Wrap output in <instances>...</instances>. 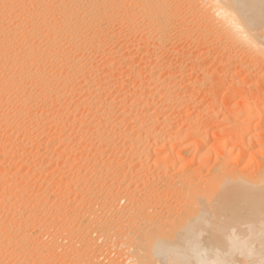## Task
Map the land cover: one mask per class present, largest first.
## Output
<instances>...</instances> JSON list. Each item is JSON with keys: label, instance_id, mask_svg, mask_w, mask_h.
Listing matches in <instances>:
<instances>
[{"label": "bare ground", "instance_id": "6f19581e", "mask_svg": "<svg viewBox=\"0 0 264 264\" xmlns=\"http://www.w3.org/2000/svg\"><path fill=\"white\" fill-rule=\"evenodd\" d=\"M179 46L183 51L176 55L174 49ZM134 48L138 49L135 51L137 52L135 57L132 56L133 52L131 53ZM172 51H174L173 54H171ZM168 54H175L176 57L170 56L171 61H169ZM210 57L221 66V73L203 70L202 60L204 63V60H209ZM196 70L201 72V78L186 84L184 81L186 75ZM119 75L126 80L117 81V78H122ZM222 76L229 77L228 80L232 76L242 77L241 81L231 78L232 85L229 86L230 88L226 86L231 94L243 93V100L239 101L241 111L224 116L221 114L224 107L222 104H216V111L207 113L205 123L214 130L213 126H219L218 118L222 115L221 122L227 124L225 127H228L227 131L231 133L229 136L226 135L228 140L222 141L223 129L217 128L211 135L209 126L195 120L190 123L188 119L190 116L187 115L182 116L186 117L185 121L189 120V126L186 125L185 129L181 128L177 131L175 129L177 124L174 123L177 122V118L174 117L176 120L172 119V121L166 118L169 110L173 106L178 108L183 107L184 104H192L193 100L188 94L198 87L206 86L207 89L209 88L208 94L210 93L211 97L212 94L215 96L217 88H215L214 80H219L218 78ZM140 78L142 81L139 86L136 88L130 86L132 82ZM247 97L249 99L245 101ZM260 101L264 103V0H0V264H69L70 261L72 262L71 252L77 250L75 247L77 243H81L80 239H77L79 242L76 243V238L81 234L84 235L83 232H86L90 238L93 231L90 228L91 224L83 228L84 215L82 214H75L72 218L67 217V220H61L64 223H60L59 215H65V213L59 214L58 211L75 206L72 203L75 200L71 201L70 196L66 195L70 194L69 192L77 196L76 200L79 202L75 203L77 205L80 203L84 207L83 211L90 215L89 217L93 215L102 221L99 223L100 226L98 225L101 237L98 236L100 240L96 239L98 243L93 244L95 248H104L103 245L109 248L112 245L113 249L127 259V264H142L139 252L143 249L144 242H147L146 245L151 248L153 255L157 258L165 257V262H172L171 264H260L263 257L254 258V255H264V105L259 106ZM55 113H59V116L62 114L63 117L56 118ZM138 114L141 117H136ZM217 120L219 122H216ZM70 123L75 126H70ZM61 125L62 127L69 125L74 129L78 127L77 132L75 131L76 135L71 137L69 133L67 134L68 131L61 130ZM124 125L125 128L139 130V134L134 131L136 133L134 135L133 129H128L132 135L127 131L128 136L125 132L126 137L122 133V137H119L118 132L125 129L120 130ZM45 127L49 130L59 127L60 134L57 132L58 136L56 134V137H53L50 135L51 131L44 132ZM53 133H56L55 130ZM150 137L153 138L151 145H154V148L151 146V149L144 148L147 147ZM116 138L128 148L125 153L121 146L122 155L126 154L123 155L125 158L121 155L123 159L126 160L128 157L134 161L136 156L140 155L146 158L149 156L148 159L154 157L152 161H155L157 165L153 166L156 172L158 169L162 172H167L169 169H167V163H164L167 162L165 153L162 155V151L166 149L164 146L170 142L169 146H172L173 142L175 146L180 147L188 140L191 141V143L188 141V146L192 148L194 146L195 150L197 148L204 150L202 156L210 158L209 160L213 158L215 162L221 157L229 156L230 158L231 156L222 148H225L228 142H236L240 154L237 157L240 161L246 159V163L242 169L238 167L235 169L236 167H228L227 161L228 165H224V168L228 167L233 171L224 170L222 166L223 170H217L215 176L212 177L213 173H209L211 175L209 180L206 176L205 181L204 178L201 179V176V178L196 176L205 183L201 189L199 188L201 186L198 187L197 184L199 190H195L194 185L189 186L190 178L194 177L190 171L194 169L191 170L188 166L189 170H184L185 158L173 156L174 159L176 158V161L172 158L177 165L176 168L182 170H179L181 174L178 173L180 175L176 176V179L185 176L180 180L172 179L170 176L172 181L179 182L178 187L173 188L177 192L179 189H189L187 193L191 194L195 203L204 201L205 206L210 203L213 208L212 205L208 208L200 205L201 203L196 206L193 203L187 208L185 214L177 215L179 212H175L181 208V205L177 208L175 206L177 202L171 201L177 199L175 197L177 193L174 191L175 198L172 197L175 193L166 196L165 189L162 190L164 184L163 187L159 186L163 193L165 192L160 197L166 196V199L172 197L169 199L174 205L169 203V200L167 205L176 207L174 213L179 219L173 224H168L170 222L166 223L168 220L166 215H163L165 216L163 223L159 213H152L151 207V212L147 211L149 209L147 205L152 203L148 201H151L150 199H153L159 190V187H155L158 184H154V181L157 183L162 181L161 178H157L161 173L158 176L156 173H154L155 176L150 174L149 176H153L150 177L152 179L146 177L144 181L149 180L146 181L145 186L139 185L143 183L141 182L143 180L137 181L138 184L134 183L142 186L143 190L140 194H136V190L140 187H135L136 193L130 194L126 191L128 187L124 188L123 185L126 179L134 180L133 178L136 179V177L138 179L137 165L135 166L138 168L135 170L138 173L131 170L125 175L123 170L126 167L124 169L122 167V180L119 177L121 173L117 176L116 173H114L116 175L112 172L102 174L104 171L102 173L99 171L102 168L99 164H105L100 162L103 158L98 161L96 154L93 158L94 154H91L89 149L93 147V152L96 148L98 157L105 154L110 156L109 154L120 150L118 149L120 146L117 148L118 151L113 148L115 146L113 142L118 144V141L114 140ZM111 141H113V147L110 145ZM160 142L161 144L163 142L162 146L159 145ZM55 144H64L66 148L64 150L61 148V151L62 145H59L58 155L56 148L54 149ZM67 144L72 145L67 148ZM184 146L187 147L186 144ZM235 147L237 146L234 145ZM43 149L47 154L43 153ZM219 149L222 151L219 152ZM52 152L58 155L56 159L58 164L55 163V165L60 169L48 174L50 171L48 166L51 162L47 159H50ZM72 155H80L77 159L83 158L82 162L91 163L94 171L90 166L91 169L88 168V173H85L87 167L85 166V169L84 164L79 163L81 166H74L79 161L70 162L73 161V159L70 160ZM118 157L120 159V155ZM119 159H117L118 163ZM169 159L171 158L167 160ZM128 160L124 163H130L131 160ZM222 160L226 161L223 158ZM152 161L150 160L149 163ZM224 161H220L221 165L225 164ZM174 162L170 167L173 168ZM70 166L73 167L69 169ZM252 167L256 168L254 169L256 173L246 174L248 168ZM72 168L75 169L71 173L72 178L75 179L73 181L89 184L94 177L97 180H104V183L105 180H109L110 183L107 186L111 185L110 187L115 189L114 195L111 192L113 200L110 199L112 196H108L109 199L104 197L108 201H104L102 207H99L102 201L96 198L100 202L98 207L102 210L101 216L95 209L97 204L95 197L99 192L104 191L105 184L100 183V180L97 182L102 184L103 187H98L101 190L91 183L92 187H88L89 189L85 186L87 183L79 184L88 190L86 191L83 187L85 190L80 191L83 188L79 190L76 188L74 190L78 191V195L75 192L72 194L73 182L66 185L62 180L72 179L69 178V170ZM29 169H32V174H25ZM113 169L118 172L115 167ZM211 169H209L210 172ZM128 170H130L129 166ZM249 170L253 171V168ZM37 172L46 176L44 180L45 182L48 180V186L42 188V185H39L41 183L38 184L39 181L35 179ZM89 172L93 173L91 181L87 179L90 177ZM146 172H143L141 176L143 177L144 173L147 175ZM56 176L60 179L56 180ZM165 176L169 177L168 174ZM174 176L175 174L172 177ZM130 179L127 184L132 182ZM164 183H166L164 188L168 186L169 189L170 184L167 185L166 181ZM106 188L105 191L108 193L107 189L110 188ZM173 188L169 190L173 191ZM51 189L60 190L57 194L62 192L63 195L58 194L59 196L66 195L70 199L65 196L66 199L60 198L64 200L59 199V201V197H55L56 200L51 201L49 197ZM191 189L194 190L190 191ZM161 190L158 192L160 193ZM181 190L178 194L182 193ZM50 195L52 196V193ZM75 196L72 198L75 199ZM100 196L103 197L102 193ZM187 198L182 200L178 197L183 201L182 204L188 200ZM166 199L162 200L166 201ZM119 202L120 205L121 202L126 204L122 205L121 211L114 209L115 216H110L108 213L117 207L115 203L119 205ZM155 202L152 203L153 208H156ZM165 205L166 203L163 202L162 206ZM200 206L203 209H200ZM37 231L39 233L35 234ZM47 235L51 240L48 238L45 241V237L42 238V236L48 237ZM60 237L65 240L63 244H60L58 240ZM168 238L179 239L180 242L172 243ZM90 245L93 250L94 247ZM149 248L142 253L148 254L146 252ZM87 249L84 248V250ZM116 251L115 255H118ZM144 253L141 255H145ZM94 256L85 259L84 255L83 257L78 255L81 261L79 263L100 264L97 260L99 258L95 259L97 254ZM114 257L110 263H114V259L119 258ZM159 259L160 261H156L157 264L158 261L161 263V258ZM170 259L174 261L170 262Z\"/></svg>", "mask_w": 264, "mask_h": 264}, {"label": "rangeland", "instance_id": "374dc122", "mask_svg": "<svg viewBox=\"0 0 264 264\" xmlns=\"http://www.w3.org/2000/svg\"><path fill=\"white\" fill-rule=\"evenodd\" d=\"M179 47H180V49H179ZM179 47H176V48L174 49L175 52L172 51L171 54H173V52H174L176 55L180 54L183 50H182L181 46H179ZM177 48H178V50H176ZM139 49H140V48H139ZM132 50H133V51H131V53L133 52L132 56L135 57V54L137 53V52L135 53V51H138V49L136 50V49L134 48V49H132ZM177 53H178V54H177ZM171 54H168V55H167V56L170 58V60L168 59L169 61H171V57H172V56H173V58L176 57L175 54H174V55H171ZM170 56H171V57H170ZM136 57H137V56H136ZM172 60L174 61L175 59H172ZM209 60H210V61H209ZM209 60H208V59L204 60V63H203V60H202V64H203V65H202V66H203L202 68H203V70H204V71H208V70L211 71V70H212V72H215V71H216V72L219 73L220 70H221V68H220L221 66L218 65L216 62H214L213 58L210 57ZM212 60H213V63H212ZM205 61H207V62L205 63ZM209 63H211V64H209ZM173 64H174V63H173ZM215 64H216V66H215ZM217 65H218L219 69L217 68ZM207 66H208V67H207ZM174 67H176V66L174 65ZM205 67H206V68H205ZM207 68H208V69H207ZM209 68H210V69H209ZM198 69H199V68H198ZM216 69H217V70H216ZM160 73H161V72H160ZM200 73H201L200 71L196 70L195 72L193 71L192 74H191V73H188V75L185 74L187 77L184 79V81L186 82V84H188V83H193V82H195V81L197 80V78H201ZM220 73H221V72H220ZM119 77L121 78L122 76L119 75ZM184 77H185V76H184ZM231 78H233L234 80H236V78H237V80L239 79L240 81H241V79H242V77L239 78V77H236V76H232ZM231 78H230V80H233V79H231ZM118 79H119V78H117V81H123V79H125V78L122 77L121 79H119V80H118ZM218 79H219V80H217V79L214 80V81H216V82H215V84H216V85H215V86H216L215 88H217V93L214 94L215 96H213V94H212V97H211L210 93L208 94V92H209V91H208L209 88L207 89L206 86L203 87V88L198 87V88H195L194 91H191V92H192L191 94H190V92H189V94H188V95L190 96L191 100H193L192 104H189V105H188V104H187V105L184 104L183 107H178V106H177L179 109H180V108H183L182 110H181V109L179 110V109L176 108L175 106H173L174 108L172 107L173 109L171 108V109L169 110L170 112H168V114H166L167 117H166V116H165V117L168 118V119H171V121H172V119H173V120H176V119H174V117L177 118V122H176V121H175V122L173 121L175 124H177V125L175 126V127H176L175 129H176L177 131H178L179 129H181V128L185 129L187 126H189V124H190L193 120H195L196 122L202 123V124H204L205 122H207V118H206V117L208 116V114H211V113H213L214 111H216V110H215V106H216V104H222V106L224 107V111H223V113H221V114L224 115V116H226L227 114L239 113V111H241V105H240L241 103H240V102H242V100H243V97H244V95L242 96L243 93L238 92V93H232V94H231V93H229V92L227 91V89H228L227 87H229L230 85H232V84H231L232 81L230 82V80H228L229 77H223V76H222L221 78H218ZM125 80H126V79H125ZM125 80H124V81H125ZM138 81H139V82H138ZM140 81H142L141 78H140V80H137V81L132 82L130 86L136 88L137 86L140 85ZM221 81H222V82H221ZM223 81H224V82H223ZM227 81H228V82H227ZM136 82H137V83H136ZM220 82H221V83H220ZM135 84H136V85H135ZM220 86H221V89H220ZM224 86H225V87H224ZM226 86H227V87H226ZM218 87H219V88H218ZM222 87H223V88H222ZM204 88H206L207 91H206V89H204ZM226 88H227V89H226ZM229 88H230V87H229ZM204 90H205V91H204ZM219 90H220L221 92H220ZM203 92H204V93H203ZM224 92L227 93V94H225ZM218 93H219V94H218ZM220 93H221V94H220ZM217 94H218V95H217ZM235 94H236V96H235ZM206 95H207V96H206ZM239 95H240V96H239ZM189 96H188V98H189ZM241 97H242V98H241ZM215 99H217V100H215ZM223 99H224V100H223ZM241 99H242V100H241ZM248 99H249V97H247V99L245 98V101H248ZM218 101H219V102H218ZM239 101H240V102H239ZM214 102H215V103H214ZM238 102H239V103H238ZM213 103H214L215 105H214ZM258 103H259V102H258ZM262 103H263V102L260 101V103H259L260 105H259V104H258V105H259V106L264 105V103H263V104H262ZM229 104H230V105H229ZM237 104H239V105H237ZM185 105H186V106H185ZM236 105H237V106H236ZM187 106H188V107H187ZM225 107H226V109H225ZM175 108H176V109H175ZM174 109H175V110H174ZM177 109H178V110H177ZM176 110H177V111H176ZM185 110H186V111H185ZM154 111H155V110L153 109V112H154ZM179 111H180V112H179ZM205 111H206V112H205ZM189 112H190V113H189ZM209 112H211V113H209ZM229 112H230V113H229ZM172 113H173V114H172ZM183 113H184V114H183ZM207 113H208V114H207ZM55 115H56V116H55L56 118H61V117H63V116H61L62 114L59 116V113H58V114L55 113ZM136 115H137V114H136ZM136 115H135V116H136ZM169 115H170V116H169ZM176 115H178V117H177ZM182 115H187L188 117L190 116V117L188 118V119L190 120V123H189V120H188V122H187V120L185 121V118H186V117L183 118L184 116H182ZM222 115H220V116H221V117H219L220 119L218 118V120H219L220 122H219L218 120L216 121V122H219V126L217 125V126H218V127H217V126L215 125V127L213 126V129H214V130L217 129V128H218V130L223 129V130H224V131H223L224 136H223V138H222V141H226V140H228V136H229V134H231V133H230L229 131H227V129L229 130V128H228V127H225L227 124H225L224 122H221V121H223V116H222ZM57 116H58V117H57ZM139 116H140V115L138 114V116H136V117H139ZM205 116H206V117H205ZM140 117H141V116H140ZM171 117H173V118H171ZM179 117H180V118H179ZM191 117H192V118H191ZM195 117H196V119H195ZM166 118H162V119L165 120ZM200 118H201L202 120H201ZM221 118H222V119H221ZM160 119H161V118H160ZM162 119H161V120H162ZM180 120H181V121H180ZM179 121H180V122H179ZM184 122H185V123H184ZM214 122H215V121H214ZM182 123H183V124H182ZM205 124H206V123H205ZM69 125L72 126V127L75 126V125L72 124V123H70ZM69 125H64V127H62V125H61L62 128H61L60 126H59V127L61 128V130H64V131H66V132L68 131L67 134L69 133V135H71V137H72L73 135L75 136V135H76V132H77L76 129H77L78 127H75V129H74V128H72V127H69ZM180 125H181V126H180ZM186 125H187V126H186ZM179 126H180V127H179ZM206 126H209V127H210L209 124H208V125L206 124ZM59 127H58V128H53L52 130H49V128H46V127H45L43 130H44V132H45V131H46V132H47V131H51V132H50V135L54 137V136L57 134L58 131H61V130H59V129H60ZM68 127H69V128H68ZM178 127H179V128H178ZM220 127H221V128H220ZM67 128H68V129H67ZM124 128H125V125H124V127L122 126V129H120V130H123ZM126 128H127V127H126ZM126 128L123 130L124 132L119 130V131H120V132H118V133L120 134V135H118L119 137H120V136L122 137V134L124 135L125 132L127 133V136H128L129 133H131V132H130L131 129H133V130H132V133H135V132H136L137 134H139V133H138L139 130L136 129V131H135V128H127V129H126ZM128 129H130V130L128 131ZM54 130H55L56 133H53ZM214 130H212L211 127H210V134H211V135H212V132H214ZM75 131H76V132H75ZM127 131H128L129 133H128ZM134 131H135V132H134ZM139 132H140V131H139ZM58 133L60 134V132H58ZM71 133H72V134H71ZM121 133H122V134H121ZM132 133H131L130 135H132ZM136 133H135L134 135H136ZM227 134H228V136H226ZM56 136H58V134H57ZM56 136H55V137H56ZM124 136L126 137V135H124ZM225 136H226V137H225ZM119 137H118V138H119ZM118 138H116V139H114V140H115V141H116V140L118 141ZM150 138H151V137H150ZM150 138H149V141H147V144H146L147 147L145 146L144 148L149 149L150 146H151V148L154 146V145H151V144L153 143V138H151L152 140H151ZM224 138H225V139H224ZM226 138H227V139H226ZM193 139H197V138H193ZM114 140H113V141H114ZM190 140H192V139H190ZM113 141H111V143H110L111 146H112V142H113ZM188 141H189V140H188ZM188 141H187V143H185V144L187 145L188 148H187L186 146H184L185 144H182L183 146L180 145V147H179V145L175 146L176 144L174 145V143L172 142L173 145H172V144H171V145L174 146V147H173L174 150L172 149V146H169V144H170L171 142L168 143V145H167V144H166V145L164 144V145L167 146V147L164 146V149H165V148H166V149L162 151V155L165 153L167 159H168V158H171V159H169V161L166 159L167 162H164L165 164L167 163V165L169 166V167L167 166V169L169 168L168 171H167L168 173H167V172H164V171L162 172V170H160V169H158V171H157L158 173L155 171V167H153V166H154V165L157 166V165H156V163H154L155 161H154V162L152 161L153 159H155L154 157L151 158V159H148L149 156H147V158H146V156H143V155L141 156V155H140V156H136V158L134 159V161L131 160V159H129L128 157H126V160L123 159V157H124L126 154H123V155H124V156H123L122 153H123V152L126 153V151H128V148L125 147V146H123V143H121V141H118V144H117L116 142H113V146H114V144H115V146H114V147L112 146L114 149H116L115 151H118L117 148L120 146V148H118V149H120V150H119L118 152H116L117 154L120 155V159H119V157H118L119 155H117L116 153H114V154L111 153V154H109L110 156H108V154H107V155L105 154L107 157H106L105 155L103 156V155H101V154L99 153L101 156L98 157L99 155H98L97 150H95V149H96L95 147H94L95 149H94L93 152H92L93 147H92V149H91L90 147H89L90 149H89V148H88V149H89V151H90L91 154H94V155L92 156L93 158H94L95 154L97 155L96 158H97V159L99 158L98 161H100V159L103 158L100 162H104L105 164H102V165H100L101 163L99 164V167L101 166L102 168H101V167H100V168H101L102 170H101V169L99 170V168H98V170H99L101 173L104 171V173H102V174H109V172H110V173L112 172V174L116 173L117 176H119L118 174L121 173L119 177H120L121 180H122L123 175H125L126 173H128V172L131 171V170H132L131 172H133V171L135 170V168L137 169V168L139 167V168L137 169V170L139 171V174H138V179H139V177L141 176V174H142L143 172H146V171H148V172L151 171V172H152V171H153L152 173H151V172H149V173L146 172L148 176L144 173V176H143V177L141 176L139 180L137 179V177H136L137 180H136L135 178H133L135 181L129 178L132 182L134 181L133 183L129 181L130 183L127 184L129 179H126V181L124 182L126 185L124 184L123 186H124V188H127V187H128V188H127L128 190H126V189H124V190L128 191L130 194H134V193H136V192H137L136 194H140V193L142 192V190H143V188H141V187L146 185V183H147L146 181H147V180L152 179V178H150V177H153V176H149L150 174H151V175L153 174V175L155 176L154 173H156L157 176L159 175V173H161V174L159 175V177H157V178H161L162 181H163V182L161 181V182H162V185H161V184H160L161 182H158V183H157L156 181L153 180V181H154V184H155V183L158 184V185H155V187H156V186H157V188H158L159 186L163 187L164 184L166 185V183H164V181L167 182V185L170 184V185H169V186H170L169 189H171V190H172V188H173L174 186H175V188L178 187V185H179L178 183H179V182H174V180L172 181V179H176V176H178V175L181 174V172L179 171V170H181V169L178 170V168H176L177 165H175V162H174V161H176V158L174 159L173 156H177V158H178V157H183V159L185 158L183 162H186L187 164L185 163L186 167H185L184 170H189V169L192 170V169H194L193 171H190V172L192 173L191 175H194V177L192 176V178H190V180L192 179V181L189 180V186H190V184H191V185H194V186L197 188V189L195 188V190H199V188L201 189V188L204 187V183H205V182H202L201 180L198 179L200 176L202 177V178L200 177L201 179H203V178L206 176V178H208V180H209V179L211 178V175H210V174L213 173V174H212V177L215 176V172L217 173V170H218V171H222L223 168H224L225 166L228 165V163H229V165H230V166L228 165V167H230V168H231V166H232L233 168L236 167L235 169H238V168H241V169H242L243 166H244V163H246V159H244V161H243V160L240 161L239 157H237V155H240V154H239V151H238V143H236V142H232V143H231V142H228V143H227L228 145L226 144L227 146L224 145L225 148H222V149H225V150H226V151L223 150V151H225V153L227 152V153L231 156L230 158H229V156H228V158H227V156H226L227 159H226L225 157H221V158H220L221 160L219 159L217 162H215L213 158H212L213 160H212V159L209 160L210 158H207V157H203V156H202L203 153H204V152H203L204 150H203V151H202V149H199V150H198V148L195 150V149H194V146H193V148H192L190 145L188 146V144H189ZM192 141H193V140H192ZM150 142H151V143H150ZM189 142L191 143V141H189ZM149 143H150V144H149ZM56 144H58V143H56ZM56 144H55V147H54V149L56 148V150H57V148H59V145H60V146L62 145V146L60 147V150H61V148H62V150H64V148H66V147H64V146H65L64 144H59V145H56ZM120 144H122V145H120ZM210 144H211V143H210ZM236 144H237V145H236ZM69 145H72V144H67V148L69 147ZM116 145H118V146H116ZM159 145L162 146V145H163V142H162V144H161V142H160ZM231 145H232V146H231ZM234 145L237 146V147H235V148H237V149L234 148ZM56 146H57V147H56ZM121 146H122V149H124V150H122L123 152L121 151ZM208 146H209V145H208ZM71 147H72V146H71ZM123 147H124V148H123ZM170 147H171V148H170ZM184 147H185V148H184ZM229 147H230V148H229ZM125 148H127V149H125ZM151 148H150V149H151ZM153 148H154V147H153ZM181 148H182V149H181ZM183 148H184V149H183ZM195 148H196V147H195ZM222 149H219L218 151L220 152V151H222ZM56 150H55V151H56ZM60 150H57V153H58V151L60 152ZM62 150H61V151H62ZM42 151H43L44 154H47L46 150L43 149ZM55 151H54V152H55ZM200 151H201V152H200ZM216 151H217V149H216ZM54 152L50 153V159H47L48 162H51V163H52V164L50 163V165L48 166V168H49V170H50V171L48 170V171H49L48 174H52L54 171L60 169V167H58L57 165H55V163L58 164V161H57L56 159H58V155H59V153H58V155H56V154H54ZM95 152H97V153H95ZM119 152H120V153L122 152V153L120 154ZM198 152H200L201 154L198 153ZM202 152H203V153H202ZM235 152H236V153H235ZM52 154H54V155H52ZM91 154H90V156H91ZM233 154H234V155H233ZM51 155H52V156H51ZM111 155L114 156L113 158H114L115 160H113V158H112ZM116 155H117V156H116ZM121 155H122L123 157H122ZM138 155H139V154H138ZM53 156H55V158H54ZM78 156H80V155H77V156H73V155H72V156H70V157H71L70 160L73 159V161H70V162H75V161H77V160L79 161L77 165H74V163H73V164L71 163V165H74V166H81V165H79V163H80V164H84V167H85V166L87 167V169H86V167H85L86 171L89 170V169H91V167H93V165H92L91 163H89V162H86V161H85V162H84V161L82 162V159H83V158H82V159H81V158H80V159H79V158L77 159ZM168 156H169V157H168ZM201 156H202V157H201ZM232 156H233V157H232ZM234 156H235V158H234ZM56 157H57V158H56ZM72 157H73V158H72ZM74 157H75V158H74ZM84 157H85V156H84ZM104 157H105L106 159H105ZM109 157H110V159H107V158H109ZM116 157H117V158H116ZM121 157H122V158H121ZM142 157H143V158H142ZM96 158H95V159H96ZM124 158H125V157H124ZM137 158H139V159H137ZM172 158H173L174 161H172ZM200 158H201V159H200ZM203 158H205L206 160L204 159V160L202 161ZM222 158L225 159L226 161L222 160ZM231 158H232V162H231ZM237 158H238V159H237ZM104 159H105V160H104ZM111 159H112L113 161H116L117 159H119V161H120L121 163H120V162L118 163V160H117L116 162L110 161ZM128 159H129V160H128ZM136 159L138 160V162H137ZM140 159H141V160H142V159H145V160L140 161ZM146 159H147V160H146ZM183 159H182V160H183ZM198 159H199V161H198ZM74 160H75V161H74ZM103 160H104V161H103ZM108 160H109L110 162H106V161H108ZM121 160H122V161H121ZM124 160H125V161H124ZM127 160H128V161L131 160V161H130V163L128 162V164H127V163L125 164L124 162H126ZM148 160H149V161L151 160L152 162H150V163H153V164H150ZM80 161H81V162H80ZM146 161H147V162H146ZM171 161L174 162V164H173V168L175 167L174 169H173L172 167H170V166H172V162H171ZM205 161H206V162H205ZM209 161H210V162H209ZM212 161H213V162H212ZM220 161H224L225 164L223 163V164L221 165L222 162H220ZM227 161H228V163H227ZM236 161H237V162H236ZM238 161H239V162H238ZM111 162H112L114 165L116 164L118 167H116V165L114 166ZM134 162H136V164H135ZM168 162H169L170 164H169ZM202 162H203V163H202ZM219 162H220V163H219ZM233 162H235V163H233ZM241 162H242V163H241ZM75 163H76V162H75ZM86 163H87L88 165H87ZM132 163H134V164H133L134 166L132 165ZM137 163L140 164V166L143 167V168H141ZM141 163H142V164H141ZM147 163H148V164H147ZM188 163H190V164H188ZM199 163H200V164H199ZM204 163H205V165H204ZM215 163H216V164H215ZM217 163H218V164H217ZM232 163H233V164H232ZM46 164L48 165L49 163H46ZM106 164L109 165V166L111 165L110 167L108 166L109 168H112V167L114 166V167L116 168V171H118V172L121 171V172H119V173H118V172H115V170L113 169L114 167L112 168V169H113V171H112V169H109V168L107 167ZM120 164H122L123 166L120 165ZM124 164L127 165V166H125ZM129 164H130L131 166H130ZM144 164H145V165H144ZM165 164H164V165H165ZM211 164H212V166H211ZM213 164H214V165H213ZM219 164H220V166H219ZM104 165H105L106 167H105ZM112 165H113V166H112ZM135 165H137L138 167L135 166ZM148 165H150L151 167L148 166ZM164 165H163V166H164ZM203 165H204V166H203ZM208 165H209V166H208ZM216 165H217V167H216ZM224 165H225V166H224ZM53 166H54V167H53ZM56 166H57V169H56ZM88 166H89V167H88ZM90 166H91V167H90ZM128 166H129L130 170H128ZM180 166H181V165H180ZM182 166L184 167V164H183ZM188 166H189V169H187ZM191 166H192V167H191ZM198 166H200L201 169H200V167H199V169H198ZM213 166H215V167H213ZM222 166H223V168H222ZM71 167H73V166H70L69 169H70ZM84 167H83L82 169L85 171ZM103 167H105V168H103ZM122 167H123V169L126 167V169L123 170ZM133 167H134V168H133ZM144 167L147 168V170H145ZM148 167L150 168L149 170H148ZM165 167H166V166H165ZM178 167H179V166H178ZM204 167H205V168H204ZM209 167H210V168H209ZM228 167H227V169H229ZM237 167H238V168H237ZM53 168H54V170H53ZM88 168H89V169H88ZM118 168H119L120 170H119ZM151 168H152V169L154 168V170H152ZM171 168H172V169H171ZM208 168H209V169L214 168L215 170L211 169L213 172H212V171L210 172V170H209ZM252 168H253V171H250L249 169L252 170ZM252 168H248V171H247L246 174H248V172H249L250 175H254V174L256 173V170H254V169H256V168H255V167H252ZM73 169H74V168L71 169L72 171L69 170V174H70V175H69V176H70L69 178H72V174H71V173H73L74 170H75V169H74V170H73ZM105 169H106L107 172L105 171ZM117 169H118V170H117ZM139 169H140V170H139ZM156 169H157V168H156ZM164 169H165V168H164ZM167 169H165V170H167ZM175 169H176V170H175ZM197 169H198V170H197ZM202 169H203V170H202ZM207 169H208L209 172L207 171ZM227 169L224 168V170H227ZM241 169H240V170H241ZM91 170L94 171V167H93ZM109 170H111V171H109ZM122 170L124 171V172H123V173H124L123 175H122ZM125 170H126V172H125ZM137 170H135L134 173H135V172L138 173ZM141 170H142L143 172H141ZM169 170H170V172H169ZM174 170H175V172H176L177 174L174 172ZM200 170H201V172H200ZM25 171H27V170H25ZM28 171H29V172H28ZM28 171H27L25 174H27V173H28V174H29V173L32 174V169H29ZM86 171H85V173H88V171H87V172H86ZM93 171H91V172H93ZM154 171H155V172H154ZM178 171H179V172H178ZM181 171H182V170H181ZM198 171H199V172H198ZM228 171H233V170H230V169H229ZM51 172H52V173H51ZM56 172H57V171H56ZM56 172H55V173H56ZM91 172H89V176H90V177H89V178L87 177V179H90V181L92 180V177H93L92 174L94 173V172H93V173L91 174ZM252 172H253V174H251ZM83 173H84V172H83ZM162 173H163L164 175H163ZM165 173L168 174L169 177L165 176V175H166ZM178 173H180V174H178ZM201 173H202V174H201ZM209 173H210V174H209ZM112 174H111V175H112ZM116 174H114V175H116ZM169 174H171V175H169ZM174 174H175V176L172 177ZM185 174H186V173H185ZM139 175H140V176H139ZM145 175H146V176H145ZM44 176H45V175H40L38 172L35 173V179L37 178V180L39 181V182L37 181L38 184L41 183V184H39V185H42V186H41L42 188L45 187L46 185L48 186V180L46 179L47 181L45 182L44 179L46 178V176H45V177H44ZM87 176H88V174H87ZM91 176H92V177H91ZM121 176H122V177H121ZM162 176H164L165 180H164V178H163ZM170 176H171L172 179H170ZM196 176H197L198 178H197ZM67 177H68V176H67ZM146 177L149 178V179H146V181H144ZM166 177H167V178H166ZM178 177H179V176H178ZM178 177H177V178H178ZM184 177H185V176H184ZM184 177L181 176L180 178L183 179ZM195 177H196V178H195ZM142 178H143V179H142ZM180 178H178V179H176V180H180ZM194 178H195V180H194ZM206 178H204V181H205ZM59 179H60L59 176H56V180H59ZM66 179H67V178L62 179L63 182H65L66 185L69 184V183H71V182H73V183H72V184H73L72 186H74V188L72 189V191H73L74 189H76V188L79 190L80 188H83V187H84V188L86 189V191H87L90 187H92V186L90 185V183H91L92 185H94V187L97 188V189H100L101 187H103L102 184H105V186H107V184L110 183L109 180H105L106 182L104 183V182H103L104 180H103V181H102V179H98V180H97V179H95L94 177H93V180H94V179L96 180V181L94 180V181L96 182V184H95V183L93 182V180H92L89 184H88L87 182H85V184L87 183L88 185H87V184L85 185L84 183H78V182H76L77 180H76V181H73L74 178H72V179H70V180L67 179V181H68V183H67V182H66ZM155 179H156V178H155ZM166 179H167L168 181H167ZM197 179H198L200 182H198ZM74 180H75V179H74ZM99 180L101 181L100 183H102V182H103V183H102V184L97 183V182H99ZM141 180H143V181H141ZM176 180H175V181H176ZM196 180H197V181H196ZM208 180H206V181H208ZM137 181H138V182H139V181L143 182V183H140V184H139V185L142 184L141 187L138 186V185H136V184H138ZM169 181H170V182H169ZM193 181H194V182H193ZM171 182H173V184H172ZM190 182H191V183H190ZM196 182H198V183H196ZM201 182L203 183V185H202ZM45 183H47V184H45ZM134 183H136V184H134ZM174 183H175V184H174ZM192 183H193V184H192ZM199 183H200V184H199ZM77 184H78V185H77ZM79 184H84L87 188H88V187H89V188L87 189L85 186L82 187V185H79ZM98 184H99V185H98ZM130 184H133V185L130 186ZM144 184H145V185H144ZM177 184H178V185H177ZM195 184H196V185H195ZM197 184H198V187H199V185H200L201 187L198 188V187H197ZM70 185H71V184H70ZM89 185H90V186H89ZM95 185H97V186H95ZM147 185H148V184H147ZM165 185H164V187H165ZM176 185H177V186H176ZM78 186H79V187H78ZM99 186H100V188H98ZM105 186L103 187V188H104V191H105V188H106ZM108 186H109V187H108ZM108 186H107V188H110L112 191H111L110 189H107V188H106V189L108 190V193H107V191H105V192H104V191H103V192H99L98 194L101 195V193H102V196H103V197H101V196L98 195V194H97L96 197H95V203H97V204H95V209H97L96 211H98V212H97L98 215H100V214L102 213V210H101V208H100V210H99V207H102V203H103L104 201H108V199H109L108 196H112L110 199L113 200V195H114V193H115V189L113 190V189L110 187L111 185H108ZM125 186H126V187H125ZM94 187H93V188H94ZM131 187H132V189H131ZM133 187H134V188H133ZM135 187H137V188L140 187V188H139V190H138V189L136 190ZM161 187H159L158 189L161 190ZM164 187L162 188V190L164 191V189H165V192H166V193H165V192H164V193H165V195L167 194L166 196L173 195V194L176 192L177 195H176V193H175V194L172 196L173 198L177 197V199H178V197H179L180 199L183 200L184 198L188 197V198H187L188 200L185 199V200H187V201L184 202L185 204H184V203L182 204L183 201L180 200V199H178L179 201H177V199H173V200H171L172 202L175 200L174 203H176V202L178 203V204L176 203L177 205L175 204L176 207L179 206V205H181V206H180L181 208L179 207L180 209H179V210L177 209L176 212H175L174 210L176 209V207H175V206H172L171 204L174 205V203H172V202L170 201V199H172V197H167V199H166V196H165V197H164V196H163V197H160V195L162 196L164 193H163L162 190L160 191V193L158 192L159 190H157V192H156L157 195H156V196L158 197V199H157V197L155 196V197H154L155 199L153 198L154 201H152L153 199L151 198V199H150L151 201H148V202H152V203H153V202L156 201V202H155V207H156V208L158 207V208H157V209H156V208H153L154 204H153V206H152V203H151V204H148V205H147V209L149 208L147 211H150V209L152 208V210H151V211H153L152 213H156V214L159 213V215L161 216V219H162V222H163V223L165 222V216H163V215H166V218L168 219V220H166V223L170 222V223H168V224H173L174 221L176 222L177 220H179V219L177 218V216L175 215V213L179 212L177 215L185 214V213L187 212V210H188L187 208L191 207V205H193V203H195V199L193 200V199L191 198V194L187 193V190H189V189H185V188L182 189V190L179 189V190L182 191V193H180V194H182V195H181L182 197H180V194H178V193H179V190H178V192H177V191L175 190V188H173L174 190L171 191V190H169V189L167 188L168 186H167L166 188H164ZM179 187H180V186H179ZM187 187H188V185H187ZM187 187H186V188H187ZM84 188H83V189H80V191L85 190ZM103 188H102V190H103ZM129 188H130L131 190H129ZM166 189H167V190H166ZM53 190H54V189H51V190H50L51 192L49 193V197H50L51 201H53V202L56 200L57 197H59V198H58V200H59L60 198H65L66 195L70 196L71 199H70L69 197H67V196H66V198H69L71 201L75 200L74 202H72V203L75 205V206L73 205L74 207L72 206V207L74 208V210H73V208H68V207H67V209L65 208L64 210H60L59 207H56L57 210H58V208H59L60 211H64V212H60V211H58L59 214H61V213H65V215H67V216H65L64 214L59 215L60 223H61V224L64 223V221L61 222V220H67L68 218H72V217L75 216V214H82V216L84 215V216H83L84 222H83V224H82V225H84L83 228H86L87 226H90V224H91L90 228H92L91 230L94 232V233H93V232L91 233V236H93V237L90 236V238H88L89 236L87 235V233H86V232H85V233L83 232L84 235L81 234L82 237H81V235H80L79 237L76 238L75 242H76V243L79 242L78 240L80 239L81 243H80V244L77 243V244H78L79 246H80V245H81V246L79 247V246L75 243V244H76L75 247H77V250L74 251V252H71L72 254L70 253V254H71V258H73V259H72V262H73V263L70 261L69 264H70V263L75 264L74 262H76V263L78 264L79 262H81V261H80V258L78 257V255H80V257H83V255H84L83 258L87 259V258H91V256H92V258H93V256H94V255L96 256V254H97V256H96V257L94 256V257H95V259L99 258V259H97V260H99L100 264H103V263H104V264H107V262H108L109 264H120V263L122 264L123 262H124L123 264H127V259H126L124 256L122 257L121 254H119L115 249H113V246H112V245H110V247L112 246L111 249H110V247L107 248L108 246L106 247V246L103 245L104 248H102V247H101V248H100V247L98 248V247H97L98 250L95 248L96 246L93 245V244H96V242L98 243V241H96V239L100 240L99 237H101V234H100V231H99V228H98V227L100 226L99 223H101L102 221H101L99 218H97L96 216L93 217V215H91V217L93 218V220H92V218L89 217L90 215H88V214L85 212V210L83 211L84 207H83L80 203H79V205H77L78 202H79L78 200H76L77 196H75V195H71V192H69L70 194L67 193L66 195H64V196L61 197V196H59V195H60V194L63 195L62 192H58L59 195L57 194V191H60V190H56V191H55V190L53 191ZM100 190H101V189H100ZM134 190H136V192H135ZM140 190H141V191H140ZM192 190H194V189H191L190 191H192ZM109 191H110V192H109ZM113 191H114V192H113ZM132 191H134V192L131 193ZM167 191H169V193H168ZM170 191L172 192V194L170 193ZM174 191H175V192H174ZM181 191H180V192H181ZM183 191H184V192H183ZM190 191H189V192H190ZM74 192H75V194H76L78 191L74 190L72 194H74ZM111 192L113 193V195H112ZM138 192H139V193H138ZM51 193H52V196L50 195ZM104 193H106V194L104 195ZM162 193H163V194H162ZM190 193H191V192H190ZM186 194H188V196H184V195H186ZM57 195H58V196H57ZM76 195H78V193H77ZM175 195H176V196H175ZM189 195H190V197H189ZM72 196H75V199H74V197L72 198ZM174 196H175V197H174ZM55 197H56V198H55ZM104 197H106V198L108 197V199L106 200V198L104 199ZM66 198H65V199H66ZM96 198H97L100 202H101V201H102V202L100 203L98 200H96ZM99 198H101V200H100ZM169 198H170V199H169ZM190 198H191V200H190ZM52 199H54V200H52ZM72 199H73V200H72ZM159 199H161V200H160V201H157V200H159ZM162 199H164V200L166 199V201H164V200H162ZM60 200H61V199H60ZM60 200H59V201H60ZM62 200H64V199H62ZM62 200H61V201H62ZM112 200H109V201H112ZM167 200H169V201H170L169 203H171V204H169V206L167 205V204H168V203H167ZM192 200H193V201H192ZM76 201H77V202H76ZM162 201L164 202V204L166 203L165 206L169 207L170 210H169V208L167 209V207L162 206V205H163V202H162ZM180 201H181V202H180ZM188 201H189V202H188ZM191 201H192V202H191ZM53 202H52V203H53ZM75 202H76L77 204H76ZM98 202L101 204V206H99V207H98V205H100V204H99ZM179 202H180V203H179ZM186 202H187V203H186ZM157 203H159V204H161V205H156ZM188 203H189V204H188ZM200 203H201V204H200ZM200 203H199V202H198V203L196 202L194 206H196L197 204H200V205H202V206H204V207H208V208H210L209 206L212 205V204L208 203V206H205L204 201H203V202L201 201ZM205 203H206V202H205ZM123 204L125 205L126 203L121 202V205H120V202H119V205L115 203V205H116L117 207L113 208V209L111 210V212H109L108 214H109L110 216H115L116 213H114V212H115L116 210H114V209H117V210L121 211V208H122V205H123ZM190 204H191V205H190ZM203 204H204V205H203ZM124 205H123V206H124ZM149 205H151V206H149ZM185 205H186V206H185ZM78 206H79V208H78ZM96 206H97V207H96ZM118 206H119V207H118ZM161 206H162V207H161ZM170 206H171V207H170ZM202 206H200L199 208H200V209H203ZM150 207H151V208H150ZM174 207H175V208H174ZM211 207L213 208V205H212ZM77 208H78V209H77ZM81 208H82V209H81ZM161 208H162V209H161ZM165 208H166L167 210H166ZM177 208H178V207H177ZM182 208H183V209H182ZM184 208H185V209H184ZM75 209H76V210H75ZM154 209H156V210L154 211ZM171 209H172V210H171ZM57 210H56V211H57ZM69 210H70V211H69ZM72 210L74 211V213H72V212H73ZM77 210H78V212H76ZM157 210H158V211H157ZM159 210H160V211L162 210V211L159 212ZM181 210H182V211H181ZM151 211H150V212H151ZM171 211H173V212H171ZM67 212H68V213H67ZM69 212H71L72 214L69 213ZM82 212H83V213H82ZM174 212H175V213H174ZM183 212H184V213H183ZM110 213H111V214H110ZM112 213H113V214H112ZM163 213H164V214H163ZM170 213H171V214H170ZM173 213H174V214H173ZM69 214L72 215V216L69 217V216H70ZM73 214H74V215H73ZM85 214H86V215H85ZM161 214H162V215H161ZM168 214H169V215H168ZM68 215H69V216H68ZM87 215H88V216H87ZM172 215H173L174 217H173ZM60 216H61V217H60ZM80 216H81V215H80ZM82 216H81V217H82ZM86 216H87V217H86ZM100 216H101V215H100ZM175 216H176V217H175ZM67 217H68V218H67ZM162 217H163V218H162ZM64 218H66V219H64ZM85 218H87V219H85ZM88 218H89V219H88ZM96 218H97V219H96ZM173 218H174V219H173ZM115 219H118V218H115ZM85 220H86V221H85ZM90 220H91V221H90ZM163 220H164V221H163ZM172 220H173V221H172ZM89 221H90V222H89ZM94 221H95V223H94ZM96 221H97V222H96ZM100 221H101V222H100ZM92 223H93V224H92ZM88 224H89V225H88ZM93 225H94V227H93ZM96 225H97V226H96ZM98 225H99V226H98ZM85 226H86V227H85ZM95 226H96V229H97V230L95 229ZM93 228H94V229H93ZM38 233H39L38 231L35 232V234H38ZM85 234H86V235H85ZM96 235H97V236H96ZM47 236H48V237H46V236H42V238L45 237V241H47L48 238L51 240V238L49 237V235H47ZM83 236H85L84 238H86V239H84ZM86 236H87V237H86ZM98 236H99V237H98ZM46 239H47V240H46ZM77 239H78V240H77ZM83 239H84V240H83ZM92 239H93V240H92ZM168 239H170V241H171L172 243H173V242H175V243H176V242H180L179 239H173V238H168ZM50 240H49V241H50ZM58 240L60 241V244H63V243L65 242V240L62 239L61 237L58 238ZM63 240H64V241H63ZM88 240H89V241H88ZM91 240H92V241H91ZM166 240H167V239H166ZM84 241H85V242H84ZM167 241H168V240H167ZM170 241H168V242H170ZM62 242H63V243H62ZM87 242H88V243H87ZM171 242H170V243H171ZM84 244H85V245L87 244V245L85 246ZM90 244H92V248H93V247L95 248V251H94V248H93V250H91V245H90ZM146 244H147V242H144V243L142 244V245H143V247H142L143 249L141 250V252H139V255H140V261H141L142 264H145V263H146V264H155V262H156L157 260L160 261L159 258H161V263L158 261V264H159V263H160V264H164V263H165V264H171V263H172L171 261H174V260H171V259H170L169 261H170L171 263H168L167 261L165 262V257H164V258H163V257H159V258H157V257H156L155 255H153V253L151 252V248L147 247ZM144 245H145L146 247H145ZM87 246H88L89 248H88ZM82 247H83V248H82ZM85 247H86V249H87V248H88V249H87V250H84ZM105 248H107V249H106L107 251L105 250ZM145 248H147V249H145ZM148 248H149V251H147L146 253H148V254H150V255H153V256H150V255L144 253V252H145L144 250H148ZM82 249H83L84 251H80V250H82ZM100 249H102V250L104 249V250L101 251ZM90 251H92L93 254H92V252H90ZM97 251H98V252H97ZM99 251H100V252H99ZM108 251H109V252H108ZM110 251H112V252H110ZM113 251H114V252H113ZM115 251H116V254H118V255H115ZM142 251H144L143 253L145 254V255H143V256L141 255V254H143ZM75 252H76V254H75ZM104 252H105V253H104ZM106 252H107V253H106ZM150 252H151V253H150ZM88 253H90L91 255L88 254ZM94 253H96V254H94ZM98 253H99V254H98ZM110 253H111V254H110ZM74 254H75V255H74ZM100 254H103V255L100 256ZM104 254H105V255H104ZM106 254H107L108 256L110 255L109 258H108V256H107ZM112 254H113V257L115 256L114 258L119 257L120 255H121V256H120L119 258L114 259V263H110L111 260H113ZM60 255H61V254H60ZM72 255H73V257H72ZM147 255L149 256L148 261H147ZM76 256H77V257H76ZM98 256H99V257H98ZM104 256L107 257V258H105ZM154 256H155V258H154ZM74 257H75V258H74ZM141 257H142V258H141ZM259 257H263V261H262L260 264H264V255H254V258H255V259H257V258H259ZM101 258H102V259L104 258V259L102 260ZM143 258H145V259H143ZM78 259H79V260H78ZM117 259H118V260H117ZM120 259H122V260L120 261ZM124 259H125L126 263H125V261H123ZM151 259H152V260H151ZM163 259H164V260H163ZM73 260H74V261H73ZM106 260H107V262H106ZM109 260H110V261H109ZM150 260H151V261H150ZM101 261H102V263H101ZM60 262H61V257H60ZM105 262H106V263H105ZM119 262H120V263H119ZM147 262H148V263H147ZM151 262H154V263H151ZM79 264H80V263H79ZM156 264H157V262H156Z\"/></svg>", "mask_w": 264, "mask_h": 264}]
</instances>
